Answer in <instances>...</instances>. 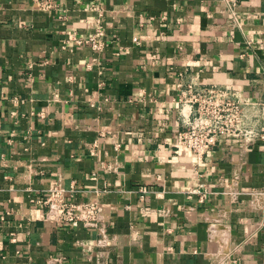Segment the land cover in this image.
I'll return each instance as SVG.
<instances>
[{"label":"crops","instance_id":"crops-1","mask_svg":"<svg viewBox=\"0 0 264 264\" xmlns=\"http://www.w3.org/2000/svg\"><path fill=\"white\" fill-rule=\"evenodd\" d=\"M100 12L106 48L66 47ZM180 81L264 132V0H0V264H264V138L194 164ZM58 183L101 229L45 218Z\"/></svg>","mask_w":264,"mask_h":264},{"label":"built area","instance_id":"built-area-1","mask_svg":"<svg viewBox=\"0 0 264 264\" xmlns=\"http://www.w3.org/2000/svg\"><path fill=\"white\" fill-rule=\"evenodd\" d=\"M103 16L104 12H100L98 25L92 34L87 37L76 34L66 42V47L88 44L96 52H102L108 43L101 22ZM178 89V104L182 106V113L185 106H189V111L183 113L187 117L186 127L178 132L177 144L188 150L194 164H202L209 151L227 136H239L245 143L264 138V132L251 125L250 110L256 103L232 85L199 87L194 82L180 81ZM144 192H147L146 188ZM192 192L200 190L195 188ZM65 193L66 189L58 183L48 190L45 198L36 200L38 204L47 206L45 218L72 226L83 223L87 227L98 228L101 206L97 202L68 200ZM12 241H16L15 233H12Z\"/></svg>","mask_w":264,"mask_h":264}]
</instances>
